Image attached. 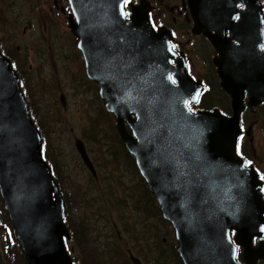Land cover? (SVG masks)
Listing matches in <instances>:
<instances>
[{
    "label": "water",
    "instance_id": "obj_1",
    "mask_svg": "<svg viewBox=\"0 0 264 264\" xmlns=\"http://www.w3.org/2000/svg\"><path fill=\"white\" fill-rule=\"evenodd\" d=\"M69 1L77 16L70 28L78 37L86 75L98 84L124 147L161 217L171 224L182 263L240 264L235 260L237 244L247 264L264 260V240L252 245L253 237L263 236L262 182L236 151L244 91L250 109L264 101V20L258 0H203L207 7L213 5L209 13L224 22L214 36L208 34L215 29L212 24L195 22L193 29L214 43L230 30L222 47L215 43L221 84L231 96L229 117L218 110L190 111L187 101L195 102L203 86L184 65L171 63L166 35L152 29L146 3L140 1L126 19L125 0ZM188 1L192 12L193 0ZM41 143L18 75L0 51L3 207L26 264H73L64 243L70 235L63 196L43 160ZM75 148L96 176L81 139L75 140ZM129 258L141 263L132 253Z\"/></svg>",
    "mask_w": 264,
    "mask_h": 264
},
{
    "label": "rangeland",
    "instance_id": "obj_2",
    "mask_svg": "<svg viewBox=\"0 0 264 264\" xmlns=\"http://www.w3.org/2000/svg\"><path fill=\"white\" fill-rule=\"evenodd\" d=\"M43 1L0 0V42L4 39L10 53H14L20 63L27 103L46 134L42 145L49 144L48 156L56 164L61 181L79 195L71 200L72 214L87 219L92 236L98 238V246L94 239L90 240L93 247L90 250L95 249V254L96 250L101 252L102 264H132L126 249H130L141 264H177L170 253L173 245L170 227L160 222L156 208H150L153 202L148 200L145 184L135 165L124 157L114 129L115 121L102 114L104 109L95 88L89 83L86 87L79 84L82 76L72 41L63 33L58 36L52 32L45 20ZM28 23L33 26L29 28ZM42 31L45 34L41 36ZM21 85L24 90L23 83ZM60 94L64 96V106ZM254 122L258 125L252 130L255 152L251 155L259 166L264 161V120L256 114ZM76 138L84 142L95 177L84 166L75 148ZM138 221L141 222L138 239L142 241L132 240L128 231L129 226ZM6 222L0 200V264H16V245L9 230L4 231ZM142 223L148 224L147 227ZM65 245L73 261L78 263L81 250L75 240ZM7 247L14 252L9 259L13 263L7 262L4 252ZM114 249H118V254ZM157 255L159 260L155 262Z\"/></svg>",
    "mask_w": 264,
    "mask_h": 264
},
{
    "label": "flooded vegetation",
    "instance_id": "obj_3",
    "mask_svg": "<svg viewBox=\"0 0 264 264\" xmlns=\"http://www.w3.org/2000/svg\"><path fill=\"white\" fill-rule=\"evenodd\" d=\"M140 1L146 3L149 8L147 14L153 29L157 32H164L166 36L168 35V42L173 54L176 57L175 60L172 59V63L181 65L183 62L190 77L194 80H198L200 84L203 85V89L199 92L198 99L195 102H188L190 110H218L226 116H231L233 113L231 96L223 89L221 84L222 79L216 66V62L219 60L220 55L217 51V47L215 46L216 43L218 46L222 47L221 40L224 41L230 37V30L226 29L225 32H223L224 34L221 37V40L215 43L212 42L203 32H195L193 30H196L195 22L203 23L204 26L212 24L215 29H209L208 34L214 36L217 34L216 29L221 28L220 23L224 22V18L217 17L214 12L209 13L208 10L212 9V4L210 7H207V10L201 8L206 4L203 0H193L192 12L190 10L188 0H127V3H124L123 5L126 17H129L132 12L131 4L137 5ZM218 1L222 2V0ZM258 1L261 4V9L264 15V0ZM43 2V7L46 9L45 20L50 26L52 32L58 36H60V33H63L66 35L68 40L71 39L72 41L75 55L79 60V64L77 66L82 76L79 84L86 87L89 83L91 87L95 88V95L97 99H99V104L102 108L103 102L98 93V85L94 81L88 79L86 75L85 61L77 44L78 38L72 33L70 28L71 24L77 23V18L69 0H44ZM198 9L201 11H198ZM203 11H207V13ZM237 18L238 15L234 14L233 21H236ZM28 26L31 28L33 25L28 23ZM44 34L45 33L42 31L41 36ZM3 40L0 42V49L8 55L11 64L21 73V67L18 59L13 56L14 53H10L8 45ZM173 45L175 47H172ZM21 77L24 80L22 73ZM60 96V101L63 102L62 106H64V96L63 94H60ZM247 100V93L244 91L242 97L243 109L240 112L241 130L236 148L238 153L248 162L250 161V164L256 169L259 174V178L263 182L264 188V179H262V177H264V161L258 166L251 155V153L255 152V148L252 146V130L253 127L255 128L258 125L254 122V117L256 114H259L264 120V101L258 103L250 109L247 106ZM231 235L233 236L234 234L232 233ZM261 240H264V229L263 236L261 238L254 239V246H258V243ZM126 250L128 254L130 249ZM243 250L242 246L236 247V258L241 264H247L243 257ZM71 251H74V247L72 246ZM252 264H264V260L256 259Z\"/></svg>",
    "mask_w": 264,
    "mask_h": 264
},
{
    "label": "trees",
    "instance_id": "obj_4",
    "mask_svg": "<svg viewBox=\"0 0 264 264\" xmlns=\"http://www.w3.org/2000/svg\"><path fill=\"white\" fill-rule=\"evenodd\" d=\"M21 82H23V84H24V93H25V96L27 98V89H26L27 87H26V84H25V80H23L22 77H21ZM29 108H30V105H29ZM30 113L33 115V113L31 112V108H30ZM102 114L104 115V117L106 119H109V120L112 119L113 120V117L110 114H108L107 112H105V110H103ZM108 115L110 116V118H109ZM33 116H34V120L33 121H34L36 127L38 128V130H39V132L41 134V137H42V141H43V139L46 138L45 136H43V135H46L44 133L45 131L43 130V126L41 125V123L39 121V118H35L36 117L35 114ZM114 129H115V125H114ZM118 141H119V146H121V148H122V151L125 152L124 157L129 158L130 159V164L131 165L133 164V166H134L135 164H134L133 157L131 155H129L125 151V149L122 146V143H121L120 139H118ZM48 148H49V144L47 146L46 144L43 143L42 148H41L42 154H43V157L45 158V160H47L49 162L51 170H52V173H53V176H54V178H55V180H56V182H57V184L59 186V189L61 191V194L63 196L64 202H65V210H66L65 224L68 227L69 232L71 233V240L72 239L75 240L76 245L79 246V248L81 250V251H79L80 252V254H79V262H80V264H102L101 252H98L96 250V254H95V251H94L95 249H91L90 250V248H93L91 246L90 242L93 241L94 237L92 236V228L89 225L88 220L87 219L84 220V219L78 218V217L76 218L72 214V208H74V205L72 204L71 200H73L75 197H76L75 199H77V197H79V195L77 196V193L74 194V189L72 187L71 188L66 187L65 184L61 181V178L59 176V171L57 169L56 164L54 163L53 159H50L49 156H48ZM145 187H146V185H145ZM145 192L147 193V195L149 197L148 198L149 202L150 201L153 202L150 205V208L151 209L156 208L158 218H159V220L161 219L160 222H162V223H164V224L169 226L168 222H166L165 220H163L161 218L159 207L156 204L153 196L148 191L147 187L145 189ZM81 199H84V195L81 196ZM140 223L141 222L138 221L134 225L129 226L128 231H130V235H131V239L132 240H139V241L143 240L142 238L138 239L141 236V231L138 230ZM147 225L148 224H143L142 223V226L144 228H146ZM133 231H136V232L134 233ZM156 235L154 236V239L156 238ZM154 239H153V243H154V246H155ZM172 239H173V245H172L171 252H170L171 253V257H172V259L174 260L175 263L180 264L179 257L177 256V254L175 252V249H174V244L175 243H174L173 236H172ZM13 240H14V243L16 245V252H15L16 253V255H15L16 264H25L23 255L21 254V252H20V250L18 248L17 241H16L15 238H13ZM96 241H98V238L94 239V241H93V242H95L96 246H98ZM89 244H90V246H89ZM158 245H160V243ZM114 251L118 254V249H114ZM4 252H5V256L7 258V262H8L9 259H10V256H12L14 254V252L11 251L10 247H7L6 249H4ZM119 253H120V251H119ZM18 257H20L19 261H18ZM157 260H159V255L156 256L155 262H157ZM151 261H153V260H151ZM13 262H14L13 260L9 261V263H13Z\"/></svg>",
    "mask_w": 264,
    "mask_h": 264
},
{
    "label": "snow or ice",
    "instance_id": "obj_5",
    "mask_svg": "<svg viewBox=\"0 0 264 264\" xmlns=\"http://www.w3.org/2000/svg\"><path fill=\"white\" fill-rule=\"evenodd\" d=\"M125 3H127V0H125ZM124 14L126 15V13H124ZM172 47H175V46L173 45ZM169 79L172 80L173 83H175V80L171 76H169ZM198 96H199V93L197 94L196 99H198ZM248 163L250 164L251 162L249 161ZM262 179H264V177H262Z\"/></svg>",
    "mask_w": 264,
    "mask_h": 264
}]
</instances>
